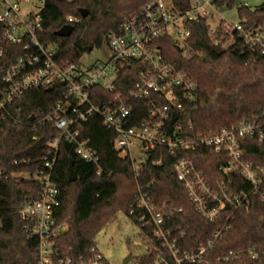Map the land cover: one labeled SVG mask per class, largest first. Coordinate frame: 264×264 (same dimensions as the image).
Returning <instances> with one entry per match:
<instances>
[{"label":"built area","instance_id":"built-area-1","mask_svg":"<svg viewBox=\"0 0 264 264\" xmlns=\"http://www.w3.org/2000/svg\"><path fill=\"white\" fill-rule=\"evenodd\" d=\"M41 1L44 5V0ZM212 2L191 0L189 9L179 11L170 0H150L117 29L107 33V60L86 67L80 62L82 57L75 62L66 60L62 58L59 44L44 41L40 15L43 7L35 11L27 8L29 0H0V121L33 126L47 123L59 132L48 143L50 151L41 159L43 170L32 176L40 185L37 199L23 205L19 212L24 232L39 242L38 264H101L103 259L96 246L91 248L87 260L78 261L61 258L55 248V239L66 230L56 222V210L62 205L60 185L54 178L60 151L91 167L96 180L110 181L111 173L100 165L103 150L110 158L109 166L116 158L129 157L138 176L149 153L155 150H167L176 156L209 149L227 157V163L221 167L225 180L218 184L217 190L208 186L192 160L181 158L174 164L173 172L197 212L214 222L230 208L228 221L235 211H249L252 196H258L264 204V166L244 160L246 141L255 140L264 148V111L237 126L206 134H194L191 127L185 130L181 124H172L175 114L184 111L185 104L194 99L197 85L184 71L164 61L161 40L171 39L178 49H185V41L190 36L189 24L205 22L209 36L215 38L223 22L222 31L229 40L224 45L214 44L229 46L236 35L249 50L259 49L264 55V28L247 30L240 22L228 23L222 15L221 20H215L214 15L222 12ZM64 20V26L80 23L74 16H66ZM133 63L141 68L130 97L144 101L148 109L146 119L138 127H128L133 108L118 104L119 97L101 104H94L91 99L94 88L114 92L121 71ZM48 89L60 91L62 100L41 119L26 117L23 101L27 94ZM92 117H95L94 125L89 133L83 134L82 129ZM26 164L24 160L12 162L14 166ZM233 175L241 176L249 184L248 192L232 193L226 187ZM12 177L31 178L29 174L10 176L0 163V181ZM102 194L99 191L96 197ZM135 207L138 222L152 230L153 237L166 247L174 264L203 261L205 252L213 249L228 230L224 225L213 232L206 244L180 256L170 223L181 210L157 204L141 191L136 196ZM133 214L131 210L129 215ZM243 254L258 258L264 255V248L229 252L223 260L237 259ZM160 259L166 264L164 258L160 256Z\"/></svg>","mask_w":264,"mask_h":264},{"label":"trees","instance_id":"trees-1","mask_svg":"<svg viewBox=\"0 0 264 264\" xmlns=\"http://www.w3.org/2000/svg\"><path fill=\"white\" fill-rule=\"evenodd\" d=\"M150 0H44L40 12L43 24V39L46 43L59 44L62 58L78 61L87 50L99 49L107 45L106 35L115 30L131 14L138 12ZM176 10L189 9L191 0H170ZM214 7L222 12L236 8L239 22L244 29L264 28V3L251 9L242 0H213ZM87 12L83 16L84 12ZM66 16L79 18L80 23L73 25V32L67 38H58L55 33L64 25ZM219 24L215 38L209 36V26L200 21L189 24L190 36L185 41V49H178L173 40L160 41L165 62L184 71L196 83L197 90L192 101L184 106V111L175 114L172 124H181L185 130L194 134L218 132L237 126L264 111V55L259 49L249 50L234 35L233 43L224 47L223 53L216 54L212 47L215 42L224 45L229 37ZM141 65L133 63L121 71L112 93L99 88L91 90L94 104L111 102L119 97L118 104L131 105L133 115L128 127H138L146 119L148 109L145 102L130 97L139 80ZM62 100L60 91L35 90L27 94L23 101L25 116L41 119L50 109ZM29 120V119H28ZM95 117L82 129L83 134L90 132ZM58 130L51 124L33 126L13 125L0 121V163L10 175L29 174L30 179L10 178L0 181V264H38L39 242L30 238L23 230L19 212L21 207L37 199L40 185L32 176L43 170L41 159L50 151L48 143L57 137ZM53 155V151L51 152ZM190 159L212 190L225 180L221 167L227 157L209 149L178 153L173 156L167 150H155L141 172L135 176L129 157L116 158L109 166L107 151L101 153L100 165L110 175L116 191L113 199L97 210L90 211L85 218L78 219L77 212L85 208L79 203L82 191L90 181L81 184L76 181L70 207L61 205L56 210V222L66 230L55 239V248L61 258L78 261L90 257L91 248L96 246L97 234L115 222L119 214L139 229L149 245V250L136 258L137 264H174V261L161 241L156 240L152 230L142 227L138 222L135 207L139 191L148 194L157 204L180 209L172 217L170 229L176 238L180 256L195 251L206 244L213 232L224 225L228 227L214 248L203 255V261L184 264H264V255L254 258L243 254L237 259L224 261L229 252L264 248V204L258 196H252L249 211H235L227 221L231 209L227 208L217 220L210 222L195 209L174 174V164L178 159ZM74 165L81 163L69 154ZM14 160L27 162L14 166ZM244 160L264 166V148L255 140L246 141ZM226 187L232 193L249 191V184L239 175L231 176ZM134 210L133 215L129 212ZM183 236L180 237V234ZM101 264H110L104 257Z\"/></svg>","mask_w":264,"mask_h":264},{"label":"rangeland","instance_id":"rangeland-1","mask_svg":"<svg viewBox=\"0 0 264 264\" xmlns=\"http://www.w3.org/2000/svg\"><path fill=\"white\" fill-rule=\"evenodd\" d=\"M243 4L254 9L261 6L264 0H242ZM43 2L41 0H29L27 8L35 11L41 10ZM221 15L228 23L235 24L239 22L236 8L232 10L222 11V14L217 13L214 15L215 20H221ZM224 49V46L222 47ZM108 58L107 45L99 49H94L89 53L82 56L80 62L87 66L96 63H103ZM61 151L57 155V165L55 179L60 183L62 202L69 208L72 199V184L66 182L67 175V157ZM77 181L83 184L90 181L79 197V203L84 204L88 210H97L105 205L109 200L113 199L114 194L111 192L110 181H103L102 179L96 180L94 175L91 174L92 168L79 163L75 166ZM109 183V184H108ZM68 184V185H67ZM100 190L103 194L98 198L96 193ZM113 195V196H112ZM83 210V209H82ZM84 211L77 212V218L80 219L84 216ZM96 247L103 257L109 261L110 264H122L123 260L130 254L131 259L128 264H137L136 258L144 255L149 250V245L141 235L139 229L135 227L126 216L119 214L112 224L103 228L96 236Z\"/></svg>","mask_w":264,"mask_h":264},{"label":"water","instance_id":"water-1","mask_svg":"<svg viewBox=\"0 0 264 264\" xmlns=\"http://www.w3.org/2000/svg\"><path fill=\"white\" fill-rule=\"evenodd\" d=\"M87 14V12L85 11L83 13V16H85ZM73 32V27L72 26H63L59 31H57L55 33V36L58 38H67L71 35V33ZM213 51L220 55L221 53H223L224 49L221 47V45L219 44H214L212 47ZM91 51V49L89 48L87 50V53H89ZM74 162L72 159H69L67 162V182L70 184H73L76 182L77 180V175L75 172V168H74ZM131 259V255L129 254L122 262V264H128V262Z\"/></svg>","mask_w":264,"mask_h":264},{"label":"crops","instance_id":"crops-1","mask_svg":"<svg viewBox=\"0 0 264 264\" xmlns=\"http://www.w3.org/2000/svg\"><path fill=\"white\" fill-rule=\"evenodd\" d=\"M64 157H67V156H64ZM68 160V159H67ZM68 162V161H67ZM57 165V164H56ZM78 165V164H77ZM74 168H75V166H74ZM57 174V171H56V168H55V173H54V178H55V175ZM92 174V173H91ZM77 181V180H76ZM66 182H67V175H66ZM59 183V182H58ZM68 184H70V183H68ZM67 184V185H68ZM109 184V183H108ZM59 185H60V183H59ZM61 186V185H60ZM109 186H111V192H112V194L113 193H115V191H116V188H115V185L111 182L110 184H109ZM61 190V189H60ZM100 191H102V190H100ZM72 192H73V186H72ZM61 196V195H60ZM113 196V195H112ZM72 197H73V194H72ZM72 200V199H71ZM62 201V200H61ZM70 203H71V201H70ZM62 205H65L63 202H62ZM66 206V205H65ZM67 207V206H66ZM79 211H84V216L82 217V218H85L86 216H87V214L91 211V210H88V209H81V210H79ZM78 211V212H79ZM82 218H80V219H82Z\"/></svg>","mask_w":264,"mask_h":264}]
</instances>
